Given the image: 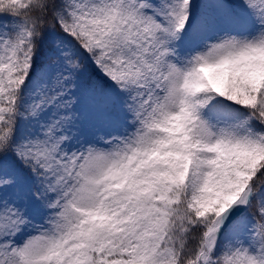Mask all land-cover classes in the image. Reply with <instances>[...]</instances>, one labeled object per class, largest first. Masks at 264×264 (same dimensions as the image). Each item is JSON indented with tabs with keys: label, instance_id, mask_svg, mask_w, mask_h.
<instances>
[{
	"label": "snow or ice",
	"instance_id": "snow-or-ice-1",
	"mask_svg": "<svg viewBox=\"0 0 264 264\" xmlns=\"http://www.w3.org/2000/svg\"><path fill=\"white\" fill-rule=\"evenodd\" d=\"M0 264H264V0H0Z\"/></svg>",
	"mask_w": 264,
	"mask_h": 264
}]
</instances>
